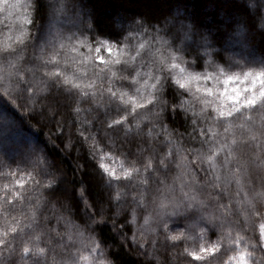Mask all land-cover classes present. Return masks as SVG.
Segmentation results:
<instances>
[{
  "label": "clouds",
  "instance_id": "9594fccd",
  "mask_svg": "<svg viewBox=\"0 0 264 264\" xmlns=\"http://www.w3.org/2000/svg\"><path fill=\"white\" fill-rule=\"evenodd\" d=\"M0 264H264V0H0Z\"/></svg>",
  "mask_w": 264,
  "mask_h": 264
},
{
  "label": "snow or ice",
  "instance_id": "6c2138e0",
  "mask_svg": "<svg viewBox=\"0 0 264 264\" xmlns=\"http://www.w3.org/2000/svg\"><path fill=\"white\" fill-rule=\"evenodd\" d=\"M252 102H254V101H251V100L248 101V103H252Z\"/></svg>",
  "mask_w": 264,
  "mask_h": 264
}]
</instances>
